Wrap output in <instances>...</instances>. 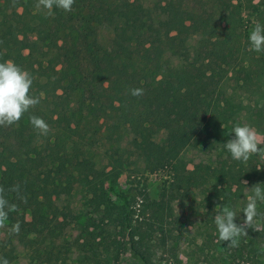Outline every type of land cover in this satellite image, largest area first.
Returning <instances> with one entry per match:
<instances>
[{"label": "trees", "instance_id": "16d2710c", "mask_svg": "<svg viewBox=\"0 0 264 264\" xmlns=\"http://www.w3.org/2000/svg\"><path fill=\"white\" fill-rule=\"evenodd\" d=\"M37 3L0 0V63L28 71L40 99L18 123L0 126V184L17 206L0 229V264H19L16 251L31 247L39 264H65L78 247L76 264H101L93 246L64 238L72 213L65 200L74 189L89 196L102 221L130 230L128 244L143 264H156L158 249L168 251L174 201L209 189L220 209L237 210L258 171L224 148L232 114L218 85L241 51L233 12L223 33L212 15L180 0H75L72 11L53 7L52 15ZM67 29L76 33L68 34L74 48L60 38ZM102 29L112 34L108 46L100 43ZM134 88L143 95H131ZM33 115L47 122L48 135L32 126ZM99 134L108 148L107 164L97 167L91 154ZM203 146L216 161L188 169L183 153ZM131 157L149 173L184 176L185 189L171 184L158 201L123 190L118 180ZM105 186L120 204L97 202ZM17 222L18 234L10 231ZM250 246L251 264H260L264 249Z\"/></svg>", "mask_w": 264, "mask_h": 264}, {"label": "rangeland", "instance_id": "374dc122", "mask_svg": "<svg viewBox=\"0 0 264 264\" xmlns=\"http://www.w3.org/2000/svg\"><path fill=\"white\" fill-rule=\"evenodd\" d=\"M148 1L152 3L155 0ZM180 1L192 11L208 16L212 15L223 33L227 26L230 27L226 24L228 19H225L228 12H233L235 18L238 19L235 33L241 43L239 60L229 68L227 75L221 79L218 89L224 93V98L228 99V107L230 106L231 109L232 118L228 123L231 136L234 135L232 133L233 126L239 123L251 125L264 137V52L252 51L248 40L255 22L259 21L264 24V0ZM70 33L72 32H68L67 29L60 34V38L63 44L68 43L67 47L74 48L70 40L71 37H68ZM100 34V43L108 46L112 38L111 32L102 29ZM72 35L75 36L76 33L73 32ZM82 65L85 68L86 63L82 62ZM209 130V126L202 128L200 135L208 136ZM103 136L99 134L98 139L93 141L92 166L98 167L107 164L105 148H108V145H103ZM183 159L187 163L188 169H192V164L216 161L206 146L187 150L183 153ZM245 163H251L258 174L251 179L252 183L246 185L244 198L240 200L237 210H235L238 215L235 222L238 224L243 220L242 211L246 206L247 196L252 194L251 188L258 183L264 188V157L253 155ZM118 183L123 190L140 191L156 201L160 200L163 189L169 188L171 184L178 190L185 189L184 176L174 179L173 174L168 170L149 173L133 157L128 161L125 172L119 178ZM0 187H2L1 184ZM69 194L66 197L65 205L69 206L72 213L71 218L67 220L68 229L64 233V238L67 241L74 239L80 245L89 244L84 250H89L90 245L93 246L96 249V255L88 253V256L93 255L101 260V264H143L130 249V244H128L130 230L128 228L114 226L113 223L106 220L102 221V212L96 211L95 205L90 204L87 200L89 196L84 198L79 189H74ZM107 200L120 204L105 186L99 193L97 202ZM172 206L173 221L170 226L172 231L171 237L168 239V251L164 252L162 249L156 251L153 259L156 264H251L250 245L253 243V246L264 249V219L259 217L257 218L259 225L257 230L248 228L247 236L240 238L238 247L230 248L227 247V242H218V230L214 223V216L222 209L215 204L213 193L209 189L197 191L193 198L182 203L174 201ZM102 208L103 206L100 209ZM258 212L264 214V202H258ZM62 240L63 237L60 239L61 243ZM48 243L49 239L45 242L47 250ZM153 245L158 246V243L154 242ZM79 249V247L75 248L74 254L70 257L66 256L68 259L65 264H76L80 260ZM240 250H242L241 259H239ZM16 256L19 257V264H39L32 247L17 250ZM9 264L18 263L9 261ZM41 264L48 263L43 261ZM57 264L63 263L58 262ZM260 264H264V253L260 257Z\"/></svg>", "mask_w": 264, "mask_h": 264}, {"label": "clouds", "instance_id": "9594fccd", "mask_svg": "<svg viewBox=\"0 0 264 264\" xmlns=\"http://www.w3.org/2000/svg\"><path fill=\"white\" fill-rule=\"evenodd\" d=\"M75 0H38L37 7L47 10L52 15L53 7L66 12L72 11ZM250 49L255 52H264V24L255 22L249 37ZM33 84L32 75L16 65L13 61L0 63V126H12L18 123L24 113L28 112L40 103L39 97L31 94ZM133 96L143 95L142 88L130 90ZM30 123L38 130L40 135H48L50 127L47 122L37 116L30 117ZM232 138L224 143V148L231 154L232 159L247 162L251 156L264 157V137L254 127L248 124H235L232 128ZM247 182L245 181L244 184ZM13 191H18L14 186ZM247 196V203L244 207L243 220L236 223L237 213L229 207L224 206L221 211L216 212L214 223L218 230V242H227V247L239 246L242 236H247V229L257 230L258 217L264 219V214L258 212V202H264V188L261 184H255ZM218 207V206H217ZM216 207V208H217ZM17 210L15 204H10L5 198L4 189L0 187V229L6 227L9 211ZM19 223L12 225L10 231L18 234ZM2 264H9L5 258Z\"/></svg>", "mask_w": 264, "mask_h": 264}]
</instances>
